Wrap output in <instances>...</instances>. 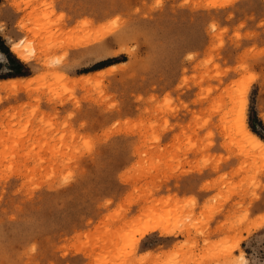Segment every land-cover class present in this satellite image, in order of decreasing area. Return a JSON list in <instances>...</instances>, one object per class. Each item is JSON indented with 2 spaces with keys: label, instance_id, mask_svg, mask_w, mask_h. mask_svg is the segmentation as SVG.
<instances>
[{
  "label": "rangeland",
  "instance_id": "374dc122",
  "mask_svg": "<svg viewBox=\"0 0 264 264\" xmlns=\"http://www.w3.org/2000/svg\"><path fill=\"white\" fill-rule=\"evenodd\" d=\"M155 5L0 0V264L264 261V0Z\"/></svg>",
  "mask_w": 264,
  "mask_h": 264
},
{
  "label": "snow or ice",
  "instance_id": "6c2138e0",
  "mask_svg": "<svg viewBox=\"0 0 264 264\" xmlns=\"http://www.w3.org/2000/svg\"><path fill=\"white\" fill-rule=\"evenodd\" d=\"M160 0H156V5L159 6ZM213 7L220 6L222 7L223 5H210ZM119 21V17L117 16L115 21H112L113 24H117ZM110 26L105 25V28L108 29ZM212 28L215 29V25H212ZM2 35V33H0ZM107 53H101V55H106ZM235 72L238 74L239 77L242 79L240 80V83L244 85V90L245 92L247 91V85L252 82L257 80V76L255 74L249 75L251 72V69L247 67L246 64H237L235 68ZM261 82H264V74L261 75L260 77ZM236 107H237V122L243 125L244 121L246 120V114H247V98L244 95V93H241L240 97L236 100ZM110 107H115V105L110 104ZM211 135V133H209ZM260 147L264 148V142L260 143ZM205 164L208 162L205 161ZM188 204L189 207L192 209V218L194 219L195 215L199 211V209L196 207L197 205V200H196V195H190L188 197ZM260 223V227L264 229V203H262L261 207V213L260 216L258 217ZM135 246V240L133 238H129L128 241L125 242V247L126 248H134ZM240 248L239 240L237 239L236 241L232 242L228 247L226 248H221L220 252L223 254L221 258L218 260L217 264H249L247 260L244 258V252L241 250L236 253V259L232 258V251L234 249ZM33 251H35V248H33ZM261 264H264V261L261 262Z\"/></svg>",
  "mask_w": 264,
  "mask_h": 264
},
{
  "label": "bare ground",
  "instance_id": "6f19581e",
  "mask_svg": "<svg viewBox=\"0 0 264 264\" xmlns=\"http://www.w3.org/2000/svg\"><path fill=\"white\" fill-rule=\"evenodd\" d=\"M232 3V2H231ZM81 42V41H80ZM22 43V42H21ZM20 44H18L17 46L14 45L13 46V51H15L19 57L21 58H26L27 55H25V50H29L28 52L32 53V48L29 47L28 45H26L25 47L26 48H30V49H25L24 47H21ZM83 43V41H82ZM23 44V43H22ZM77 45V44H76ZM36 49V48H35ZM32 56V55H31ZM109 70H107V73H108ZM114 71V70H113ZM112 72V71H111ZM110 73V72H109ZM16 81V80H15ZM14 80L13 81H10L11 83H14L15 82ZM16 84V83H15ZM20 86V85H19ZM23 86V85H22ZM18 88V87H17ZM115 131V130H114ZM113 131H111L112 133ZM237 135H240V138L237 142L234 143V146L236 148H239L241 151L243 152H248V151H251L254 153V155H261L264 157V148H261L260 147V143L261 142H264V140L258 135L256 134L255 132L251 131L249 129V126H248V123H247V120L244 121L243 125L241 126V124L237 123L233 129L231 130L230 134H229V138L231 139V141H234L235 137ZM250 146V150L247 149V147ZM55 149V148H54ZM57 151V148L56 150ZM258 156V157H259ZM156 214V213H155ZM145 229V228H144ZM157 229H161V227L158 225H155V226H152V227H147L144 231L141 232V236L143 235H146L148 232L150 231H155ZM164 229V228H162ZM172 231L168 230V229H165L164 231H162V233L164 234H170Z\"/></svg>",
  "mask_w": 264,
  "mask_h": 264
},
{
  "label": "trees",
  "instance_id": "16d2710c",
  "mask_svg": "<svg viewBox=\"0 0 264 264\" xmlns=\"http://www.w3.org/2000/svg\"><path fill=\"white\" fill-rule=\"evenodd\" d=\"M1 49H3V51H5L4 48H1Z\"/></svg>",
  "mask_w": 264,
  "mask_h": 264
}]
</instances>
